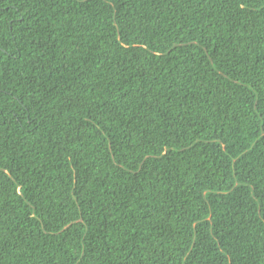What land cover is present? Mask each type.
Here are the masks:
<instances>
[{"label":"trees","instance_id":"1","mask_svg":"<svg viewBox=\"0 0 264 264\" xmlns=\"http://www.w3.org/2000/svg\"><path fill=\"white\" fill-rule=\"evenodd\" d=\"M0 264H264V0H0Z\"/></svg>","mask_w":264,"mask_h":264}]
</instances>
